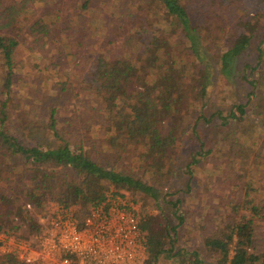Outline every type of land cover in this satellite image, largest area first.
Instances as JSON below:
<instances>
[{"label": "trees", "instance_id": "trees-1", "mask_svg": "<svg viewBox=\"0 0 264 264\" xmlns=\"http://www.w3.org/2000/svg\"><path fill=\"white\" fill-rule=\"evenodd\" d=\"M36 1L48 5V0H0V161L10 160V164L5 162L4 168L16 170L22 166L20 174L28 175L32 186L25 190L26 199L21 205L26 214L24 221L21 220L25 223L23 229L14 224L4 225L3 216L12 210V201L0 193V233L11 232V236L25 239L31 237L39 227L37 218L44 203L42 196L53 191H57V197L52 199L75 206V215L83 220L110 186L141 198L142 208L148 203H160L161 207L166 198L165 204H170L168 209L178 218L175 226L182 225L184 214L179 212L180 197L167 199L166 194L142 178L144 173L134 171L130 174L107 168L99 152L85 148L81 135L58 127L55 109L50 111L47 125L54 141L43 147L30 145L9 131L12 117L9 96L16 71L23 64L21 46L24 39H29L34 51H42L45 43L53 42L62 54L65 50L70 55H76L77 47L84 45L81 38L82 27L86 25L83 14L75 16L64 10L63 4L67 2L50 0L48 13H54L51 19L40 15L27 17L26 10ZM93 1L80 0L79 7L87 9ZM202 1L205 0H151L154 14L160 15L164 28L151 31L147 18L137 14L141 19L134 25L132 34L123 35L122 41L117 37L108 40L106 51L97 53L94 58H83L77 64L90 69L82 83L101 104L102 115H105L102 126L109 135L110 147L117 153L130 147L147 164L145 171H166L169 177L174 176L173 161L180 142L179 122L192 121V125L188 123L191 129L202 126L204 114L196 107L197 103L205 99L213 83L220 78H232L234 62L243 52L256 51L259 61L263 58L260 62L264 63V0L257 1L262 6L252 17H238L227 27L218 25L221 15L218 12L225 0H207L215 10L199 16L194 6ZM136 7L146 11L143 4H136ZM127 16L130 17V13ZM62 18L67 20H62L57 28ZM138 35L141 36L138 38ZM188 62L194 69L190 82L186 80L185 68L181 67ZM261 63L263 72L264 64ZM260 70L245 64L237 74L251 88L246 102L258 97L256 87L261 78ZM186 89L190 91L189 96H186ZM245 103L234 104L235 111L223 114L222 109L214 112L213 118L207 120L205 117L204 120L209 122L216 118L222 125L236 122L246 114ZM187 113H196V118L190 119ZM165 122L168 124L164 127ZM206 153L197 152L200 157ZM198 159L194 157L192 163L196 165ZM244 188L240 203L236 204L234 199L230 202V221L203 237L204 247L212 256L209 264H264V252L256 245L257 223L264 220V183L246 181ZM17 211L14 217L17 214L25 216L19 208ZM140 214V226L146 238L145 264H157L165 252H172L167 246L178 235L176 227L171 230L169 223L155 224L156 217L149 212L145 216ZM191 256L176 264H206L197 252ZM0 264L36 263L23 262L12 252H0Z\"/></svg>", "mask_w": 264, "mask_h": 264}, {"label": "rangeland", "instance_id": "rangeland-1", "mask_svg": "<svg viewBox=\"0 0 264 264\" xmlns=\"http://www.w3.org/2000/svg\"><path fill=\"white\" fill-rule=\"evenodd\" d=\"M61 1L67 2L66 5L62 3L65 11H71L75 16L83 14L86 25L82 27L83 34L80 37L84 45L77 47L76 55H70L65 50L62 54L53 42L45 43L42 51H34L29 39H24L21 46L23 64L16 71L9 96V109L12 112L9 131L30 145L43 147L54 141L47 125L50 111L55 109L54 117L58 127L81 135L85 148L99 152V157L107 168L130 174L134 171L144 173L142 178L161 190L162 194H166L167 199L181 198L179 212L184 214V223L180 226H175L178 218L168 209L170 204H165L166 198L162 200L161 207L160 203H148L144 208L141 206L140 212L144 216L149 212L156 217L155 224L161 226L169 223L170 229L176 227L178 233L174 242L167 246L172 248V252H165L157 264L186 261L195 252L204 263L209 264L212 256L204 247L203 237L207 232L219 229L230 221V202L234 199L236 204L240 203L246 181L256 182L258 185L264 183V66L263 72L259 66L263 58L259 61L257 52L252 49L243 52L234 62L232 78H220L213 83L205 99L196 105L207 120L214 112L222 109L223 114L235 111L234 104L245 103L251 90L237 75L245 64H249L256 67V71H261V78L256 87L258 97L245 103L244 117L228 125H222L216 118L209 122L203 118L202 126L196 129L190 128L192 121L181 120L177 129L180 142L173 161L175 175L169 177L168 172L160 170L145 171L147 164L130 147L120 153L110 147L109 135L102 126L105 115H102L101 104L88 86L82 83L88 77L90 69L77 64L83 58H94L97 53L106 51L109 48L108 40L117 37L122 41L123 35L132 34L135 31L134 25L141 19L137 14L147 18L151 31L163 27L160 15L154 14L151 0H121V3L118 0H94L84 10L79 7L80 0ZM226 1L218 12L221 14L218 25L226 27L238 17H252L262 6L258 0H237L233 3ZM47 4L39 1L30 4L26 10L27 17L40 15L46 20L51 19L54 13H48L51 10L50 0ZM136 4H143L146 11L138 10ZM211 9L215 10L207 0L194 6V12L199 16ZM129 13L130 17L127 16ZM62 20L67 19L62 18L56 25L57 28L62 25ZM23 24L24 19L21 22ZM181 67L185 68L186 80L190 82L194 72L191 62ZM189 94V89H186V96ZM15 104L18 106L15 107ZM187 114L190 119L196 118V113ZM167 124L165 122L164 127ZM198 150L207 153L200 157ZM194 157L199 158L196 165L192 163ZM1 162L0 193L12 201V210L3 216V223L6 227L14 224L23 229L26 214L21 205L26 199L25 190L32 188L30 177L20 174L22 166L16 170L4 168L5 162L11 163L7 158ZM56 197L57 191L48 192L42 196V200L45 202L48 198ZM140 202L142 205V200ZM18 208L24 213V217L19 214L13 216L14 212L18 213ZM33 214L38 216L36 212H32ZM240 214L241 212L239 216ZM7 234L13 235L11 232ZM256 241L259 250L264 252V220L257 223Z\"/></svg>", "mask_w": 264, "mask_h": 264}, {"label": "built area", "instance_id": "built-area-1", "mask_svg": "<svg viewBox=\"0 0 264 264\" xmlns=\"http://www.w3.org/2000/svg\"><path fill=\"white\" fill-rule=\"evenodd\" d=\"M75 210L48 198L38 230L28 239L0 233V251L36 264H144L146 238L137 196L110 188L83 220Z\"/></svg>", "mask_w": 264, "mask_h": 264}]
</instances>
